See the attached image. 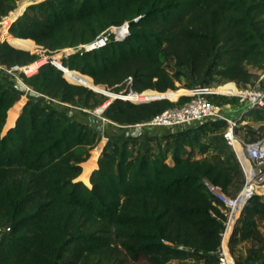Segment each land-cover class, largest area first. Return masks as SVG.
I'll use <instances>...</instances> for the list:
<instances>
[{"label": "trees", "instance_id": "16d2710c", "mask_svg": "<svg viewBox=\"0 0 264 264\" xmlns=\"http://www.w3.org/2000/svg\"><path fill=\"white\" fill-rule=\"evenodd\" d=\"M14 7V0H0V16ZM126 21V39L70 51L63 68L41 64L25 82L75 105L94 93L87 86L119 91L129 81L142 92L129 99L166 92L176 101L192 93L176 85L187 74L198 81L220 76L231 87L232 81L253 83L252 68H264V0H44L10 32L3 30L0 62L29 64L40 59L29 50L41 46L56 54ZM19 98L0 80V227H10L0 239V264H218L225 207L208 183L235 196L230 191L241 190L244 175L233 151L194 157L195 148L207 151V125L158 136L156 148L145 147L143 138H131V147L110 139L104 148L83 116L72 119L47 102ZM172 100L118 98L106 115L135 124L176 104ZM247 116L264 123V108ZM263 222L264 200L256 195L242 211L230 249L261 239ZM249 259L264 260L262 249Z\"/></svg>", "mask_w": 264, "mask_h": 264}, {"label": "built area", "instance_id": "2783aa9c", "mask_svg": "<svg viewBox=\"0 0 264 264\" xmlns=\"http://www.w3.org/2000/svg\"><path fill=\"white\" fill-rule=\"evenodd\" d=\"M14 2V9L9 11V13L0 16V34L4 28H7L10 32L13 23L23 16L31 5L40 3V1L37 0H14ZM21 8H23L21 14L14 17L15 12ZM135 21H138V18H136ZM129 35L130 21H126L121 25L109 27L91 43L81 44L76 48H68L65 50L69 52L97 50L105 47L112 39L124 40ZM0 40H2L1 35ZM43 59L44 58H41L40 56L39 60L29 64H16L12 66H7L0 62V80L19 95V100L25 99V103L29 100L43 101L54 105L57 110L66 111L72 119L83 116L85 120L90 123L93 130L102 135V140L106 133L107 126L111 128L113 133L119 129H123L126 135L130 138H145V135L149 130L154 131L165 128L173 133L179 130L195 129L202 125H207L209 132L212 129V125L215 123H223L220 127L222 139L227 148L235 153L241 165V170L244 175V184L237 195L231 196L220 186L208 183L213 195L225 207L223 210L225 213V229L222 233V244L215 255L218 259V264H238L229 245L231 235L241 217L242 211L251 198L258 195L264 200V133L258 139L253 140L242 135L238 129L243 124H246L245 117L247 116L249 109L258 106L264 108V88L257 89L250 87L245 90L255 92L258 95L253 98L250 93H244L246 98H249L251 105L247 107L245 112L238 116H232L220 107L218 102L213 99V94L217 93L216 91L201 86L196 88L195 91H192L190 95L188 94L190 98L187 101L180 103V96L174 101L176 104L168 107L158 115L135 124H120L111 120L106 115V110L113 101L120 98L132 102H145L151 101L150 99L152 98L146 100H141L140 97H135L134 99L127 98L130 93H142L129 88L131 81L128 82L126 89L122 91L112 92L111 87L107 85H99L104 88V90H99L108 98L100 106L91 111L81 105H75L62 98L53 97L37 91L25 82L24 76L33 75L42 68L37 63ZM233 83L238 87L236 82ZM108 141L109 140L107 139V142ZM8 231H10V227H0V239L4 233Z\"/></svg>", "mask_w": 264, "mask_h": 264}, {"label": "rangeland", "instance_id": "374dc122", "mask_svg": "<svg viewBox=\"0 0 264 264\" xmlns=\"http://www.w3.org/2000/svg\"><path fill=\"white\" fill-rule=\"evenodd\" d=\"M42 1H44V0H42ZM42 1H40V2H42ZM26 50H29V49H26ZM29 51H31L32 53L39 54V55L43 54V53L44 54L47 53L46 50L43 49V47H41V46H39L38 49L35 51H32V50H29ZM64 51H66L67 53L69 52L67 50H64ZM60 53H62V52H59L56 54H60ZM43 61H44V59L42 61H39V62L41 63ZM56 61L58 62L57 64L59 65L60 60L56 59ZM46 63H48V61ZM167 67L171 71H174L175 70V60L169 59L167 62ZM252 71L255 74L253 83L248 84V85H241V84L237 83L238 87L236 85H232L231 87H228L229 85L226 83L231 82V81L226 80L220 76H213V77L208 76V77H205L202 80L198 81V80H195L192 76H190L188 74L186 76L182 77L181 81H178L176 83V85L178 86V88L184 87V88L192 90V91H195L196 88H199L201 86L209 88V89H213V91L217 92V93L213 94V99L218 102L220 107H222L226 113L236 115L234 112H236V111L240 112V111H242V109H245L251 105L249 98H246L244 93H247V94L252 93V95L254 94L255 96L257 94L255 92L245 91L246 89H249L250 87L251 88H257V89L264 88V77H263L264 76V68H262V67L261 68H252ZM232 82H234V81H232ZM85 86H87V85H85ZM97 86H99V85H97ZM87 87H89V89H91L94 93L92 95H89L88 97L80 98L79 104L92 111V110L96 109L98 106H100L108 97L103 92L100 91V90H104L102 88L96 89L92 86H87ZM124 89H126V86L122 87L119 91H122ZM111 91L114 92L117 90L111 89ZM226 94H230V95H226ZM183 95L188 96V94H181L180 96H183ZM22 101H23V99H22ZM172 101H174V100H172ZM256 108H263V107L258 106ZM236 116H238V115H236ZM250 118H249L250 122L243 124L241 127H239L238 130L242 135H245L247 138L255 140V139H258L259 137L262 136V134L264 132V129H263L264 123L255 121L253 118H251V119ZM213 132H217L219 134L221 132V130L218 131L217 129H211L208 132V134H211ZM213 136L219 137L216 134H214ZM105 140L106 139H104L103 141H105ZM101 142H102V140L98 144L99 146H100ZM106 144H107V142L104 143V148H105ZM96 147L94 149H96ZM104 148H103V150H104ZM94 149L90 150V157H91L92 151ZM195 149H198V148H195ZM195 149H194V157L196 158L197 153L195 152ZM89 160H90V158L88 159V161ZM87 162H85V163H87ZM170 162H172V161L170 160ZM79 180H82V179H79ZM82 181L85 182L84 180H82ZM87 185H89V184H87ZM89 186H91V185H89ZM230 192H231V194H234V193H236V190H234L232 188V190ZM261 231H262L261 239L256 240V241H242L239 245L235 246L233 249L231 248L232 253L234 254V256L236 257L237 261L240 264H264V260L255 261L253 259H251V260L249 259V255L251 253H253V251H258L260 249H262V253L264 255V222L261 225ZM194 260L195 261L192 264H217L216 262H214L212 260L209 263L200 262L197 259H194Z\"/></svg>", "mask_w": 264, "mask_h": 264}, {"label": "crops", "instance_id": "0c3cea01", "mask_svg": "<svg viewBox=\"0 0 264 264\" xmlns=\"http://www.w3.org/2000/svg\"><path fill=\"white\" fill-rule=\"evenodd\" d=\"M247 108L242 109V111H236L234 112L236 115H240L241 113L245 112ZM232 116H236L233 114H230ZM250 116L245 117V123H249ZM251 119V118H250ZM218 131L221 130V128L217 129ZM169 130L165 128L157 129L154 131H147L144 140L145 147H151L156 148L158 143V136H163L166 134H170ZM221 133V132H220ZM218 134L217 132H213L211 134H205L202 138V142L207 145V151L205 153H202L199 151V149H195V152L197 153L196 158H211L215 154H222L224 157H227L230 153V150L227 148L225 142L222 139L221 134ZM216 134L219 137H214L213 135ZM113 136V137H112ZM105 137V138H104ZM103 137V140H105V143L107 142V139H113L114 141L120 142L121 144L127 142L128 145L131 147L133 146V142L129 136L126 135L125 131L123 129L117 130L115 133L111 131V128L109 126L106 127V133ZM85 164V163H84ZM98 166V162L96 166L93 168V170ZM92 170V171H93ZM91 176V175H90ZM239 190L236 192L238 194ZM195 260L194 259H188V260H173L170 261L168 264H192Z\"/></svg>", "mask_w": 264, "mask_h": 264}, {"label": "water", "instance_id": "95a60500", "mask_svg": "<svg viewBox=\"0 0 264 264\" xmlns=\"http://www.w3.org/2000/svg\"><path fill=\"white\" fill-rule=\"evenodd\" d=\"M22 49H23V48H22ZM66 55H67V52H66V51H62V53H60V56H59V57H57V54H48V53L40 54L41 58L48 57L50 62L58 63V62L56 61V59H59V60H60V64H61L62 66H63V63H62L61 60H62ZM61 65H60V67L63 68ZM80 73H81V72H80ZM81 74H83V73H81ZM83 75H85V74H83ZM76 84H80V83H76ZM82 85H83V84H82ZM158 93H159L160 95H158L156 98H152V99H150V100L163 99V98H168V99L171 100V98H170L168 95H166V92H158ZM9 128H10V127H9ZM9 128H7V130H8ZM91 174H92V172H91Z\"/></svg>", "mask_w": 264, "mask_h": 264}, {"label": "bare ground", "instance_id": "6f19581e", "mask_svg": "<svg viewBox=\"0 0 264 264\" xmlns=\"http://www.w3.org/2000/svg\"><path fill=\"white\" fill-rule=\"evenodd\" d=\"M37 1H42V0H37ZM23 11V8H21L20 10H18L17 12H15V14H14V17H17V16H19L20 14H21V12ZM7 28H4L3 30H6ZM3 30H2V32H3ZM9 31V30H8ZM2 32H1V34H2ZM0 34V35H1ZM59 56H60V54H59ZM47 61H49V58L48 57H46V58H44V61L43 62H38L37 64L38 65H41V64H44V63H46ZM42 67V66H41ZM251 95H252V93H250ZM256 96H257V94H256ZM254 94L252 95V97L253 98H255L256 97Z\"/></svg>", "mask_w": 264, "mask_h": 264}]
</instances>
